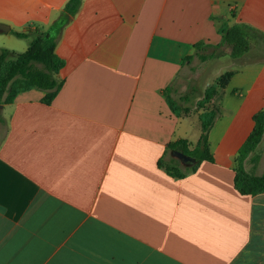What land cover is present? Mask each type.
Returning a JSON list of instances; mask_svg holds the SVG:
<instances>
[{"label":"crops","instance_id":"0c3cea01","mask_svg":"<svg viewBox=\"0 0 264 264\" xmlns=\"http://www.w3.org/2000/svg\"><path fill=\"white\" fill-rule=\"evenodd\" d=\"M68 1L0 0V49L21 54L49 35L64 62L50 103L29 90L0 109V264H264V194L234 186L264 110V0H82L61 25ZM221 24L260 41L206 61L232 73L207 104L212 162L171 177L157 163L172 143L194 149L200 112L175 116L165 90L195 89L175 90ZM263 147L264 133L244 165L256 176Z\"/></svg>","mask_w":264,"mask_h":264},{"label":"trees","instance_id":"16d2710c","mask_svg":"<svg viewBox=\"0 0 264 264\" xmlns=\"http://www.w3.org/2000/svg\"><path fill=\"white\" fill-rule=\"evenodd\" d=\"M82 0H69L63 9L60 24L67 23L69 17L74 16ZM221 42L218 45H209L198 42L194 45V58L203 63L208 60L229 57L237 59L247 54L253 47L254 31L240 24L228 26L221 24L218 27ZM20 39H27L30 33H13ZM55 38L49 35L36 34L30 40L24 53L14 54L6 49H0V105L13 102L19 92L37 90L45 93L42 101L50 103L62 87L63 82L56 78L63 68L64 62L55 54ZM190 59V57H189ZM188 59V60H189ZM232 76L227 72L217 84L207 87L200 100L197 99V90L190 89L186 94L173 96L174 87L165 90V101L171 112L179 117L195 104L200 114L201 136L193 150H188L185 141H178L167 146L163 157L158 161L159 169L171 177L182 178L195 171L201 162H212L209 152L207 135L215 119V111L209 110L207 104L216 93L217 87H223ZM254 127L238 151L237 167L235 169L234 186L241 195L256 196L264 194V174L256 176L245 170V162L251 158L256 163L257 156H251L261 142L264 133V110L254 116ZM173 151L180 152L196 160L190 167H183L180 162L170 156ZM264 154V147H263Z\"/></svg>","mask_w":264,"mask_h":264},{"label":"rangeland","instance_id":"374dc122","mask_svg":"<svg viewBox=\"0 0 264 264\" xmlns=\"http://www.w3.org/2000/svg\"><path fill=\"white\" fill-rule=\"evenodd\" d=\"M253 38L260 41V36L252 34ZM228 64L226 63H214V61H209L205 63H201L197 60H192L186 67L182 80L180 81L181 88L177 87L176 93H184L186 92L189 87H194L197 90V96L202 97L204 90L207 87L215 86L218 80L224 76L229 68L227 67ZM195 103V101L193 102ZM197 114L200 112L196 105L194 104L193 107L188 111ZM251 159V158H250ZM250 161V160H249ZM258 162V158L256 160V164ZM251 163V162H250ZM253 165V163H251ZM255 164V163H254ZM255 164V165H256ZM247 172L251 173L252 171L247 170Z\"/></svg>","mask_w":264,"mask_h":264},{"label":"water","instance_id":"95a60500","mask_svg":"<svg viewBox=\"0 0 264 264\" xmlns=\"http://www.w3.org/2000/svg\"><path fill=\"white\" fill-rule=\"evenodd\" d=\"M0 31L7 32L8 27L4 25H0ZM1 108H2V105H0V109ZM170 156L178 160L183 167H190L196 163V160L194 158L187 156L185 154H182L180 152H177V151L171 152Z\"/></svg>","mask_w":264,"mask_h":264}]
</instances>
